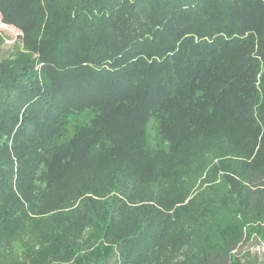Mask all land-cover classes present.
<instances>
[{
    "label": "trees",
    "instance_id": "trees-1",
    "mask_svg": "<svg viewBox=\"0 0 264 264\" xmlns=\"http://www.w3.org/2000/svg\"><path fill=\"white\" fill-rule=\"evenodd\" d=\"M0 11V264H264V0Z\"/></svg>",
    "mask_w": 264,
    "mask_h": 264
},
{
    "label": "rangeland",
    "instance_id": "rangeland-1",
    "mask_svg": "<svg viewBox=\"0 0 264 264\" xmlns=\"http://www.w3.org/2000/svg\"><path fill=\"white\" fill-rule=\"evenodd\" d=\"M1 11H0V19H1ZM6 24V23H5ZM9 26H13L17 29L18 35L15 38H9L5 36L3 33L0 32V58L3 57L5 59H12L15 53V47L18 41H21V31L13 24L9 23L6 24ZM37 58V57H36ZM90 117V114H85L81 116L82 120H87ZM80 118V119H81ZM157 125L155 122L150 121V123L147 126L148 131V139L150 141L153 140L154 136L156 135ZM257 251V248H255Z\"/></svg>",
    "mask_w": 264,
    "mask_h": 264
}]
</instances>
